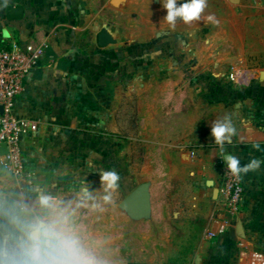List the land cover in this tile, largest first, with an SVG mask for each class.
I'll return each mask as SVG.
<instances>
[{
    "label": "crops",
    "instance_id": "obj_1",
    "mask_svg": "<svg viewBox=\"0 0 264 264\" xmlns=\"http://www.w3.org/2000/svg\"><path fill=\"white\" fill-rule=\"evenodd\" d=\"M10 4L24 8L23 18H6ZM165 15L163 0H11L0 9L9 37L47 45L16 104L36 126L23 140L24 152L44 123L32 110L33 92L52 75L74 70L76 54L93 51L102 28L118 38V48L130 47L136 60L128 80L118 82V124L106 110L51 120L53 140L47 148L40 144L27 180L10 183L0 167V264H48L53 257L72 264H248L257 250L256 224L264 218L261 174L242 173L243 206L228 221L219 165L225 153L211 124L231 120L236 135L224 147L239 159L235 141L264 142V0H208L200 21L178 20L175 29ZM209 15L218 24L208 23ZM140 57L147 61L139 65ZM239 69L256 75L250 96H235L227 79ZM129 99L134 117L127 119L129 110L120 108ZM117 131L125 147L119 155H129L128 161L87 157ZM138 146L140 163L133 161ZM77 155L86 157L75 161ZM106 170L121 177L110 201L99 177ZM135 190L140 209L131 200Z\"/></svg>",
    "mask_w": 264,
    "mask_h": 264
},
{
    "label": "rangeland",
    "instance_id": "obj_2",
    "mask_svg": "<svg viewBox=\"0 0 264 264\" xmlns=\"http://www.w3.org/2000/svg\"><path fill=\"white\" fill-rule=\"evenodd\" d=\"M11 0H0V9ZM117 42L110 44L105 48H99L96 43H93V51L87 52L86 50H79L74 65V70L70 72H62L61 75H52L50 79L42 82V86L39 90L33 92L31 99L36 100L32 104V110H37V115L42 122L39 127V131L31 137L29 141L28 149L24 152V165L26 163L27 168L25 172L34 169L35 163L40 156V144H45L44 147H49L53 140L50 132L53 131V126L49 124V121L55 120L66 122L74 116H97L103 114L106 110L107 113L114 114L118 124V82L127 81L130 77V70L135 66L136 60L131 58L130 47H119L118 38L113 36ZM147 49L143 46L140 53L146 56ZM146 58L140 57L138 59L139 65L146 62ZM254 82L250 85L241 86L230 83L234 86L235 96H242L243 94L250 96L253 94ZM79 84L77 90H74L73 85ZM91 85L92 87L108 86L107 90L94 91L89 90L81 86ZM37 88V87H36ZM256 99V98H255ZM39 101V103H38ZM44 105V106H42ZM41 106V107H40ZM39 107V108H38ZM129 110L127 119L131 116L134 117V100H128L127 106L120 108V113H124L125 109ZM132 114V115H130ZM47 120V121H46ZM51 123V122H50ZM47 134L44 137L43 134ZM43 135V136H42ZM116 136H109L101 149L97 153H91L90 159H97L100 162L118 163L119 161L126 162L127 156L119 155L120 150L124 149V143L118 141V131ZM40 138V139H39ZM119 142V143H118ZM235 145H239L240 159L243 163H248L251 159L256 158L264 160V142H253L246 144L245 142H234ZM259 145V148L254 147ZM90 146H96L95 143ZM43 146L41 148H44ZM136 152L133 156V161L140 163L142 154L140 147H136ZM97 151V148H94ZM46 149L41 152L42 157L45 156ZM26 153V155H25ZM59 158V156H57ZM74 157V156H73ZM86 156H75V161L83 160ZM26 160V162H25ZM58 162V161H57ZM28 169V171H27ZM261 174L260 186L262 193H264V165L258 170ZM6 177L10 183L11 180L22 179L12 174L6 173ZM254 181V180H253ZM260 229L256 231L255 238L258 240L257 250L264 253V218H260L256 224Z\"/></svg>",
    "mask_w": 264,
    "mask_h": 264
},
{
    "label": "built area",
    "instance_id": "obj_3",
    "mask_svg": "<svg viewBox=\"0 0 264 264\" xmlns=\"http://www.w3.org/2000/svg\"><path fill=\"white\" fill-rule=\"evenodd\" d=\"M5 23L0 18V148L7 145L4 154L0 152V167L9 174L27 180L24 171L23 140L36 130L34 123L16 111L18 99L24 94L31 74L45 57L47 45L36 41L20 42L14 38H4ZM230 83L246 86L256 79L248 69L231 70L227 74ZM223 155L219 156L221 169V189L225 198L228 221L236 217L243 206L246 186L243 174L238 178L227 169ZM226 230L223 224L220 231ZM215 236V232H209ZM248 264H264V253L252 251Z\"/></svg>",
    "mask_w": 264,
    "mask_h": 264
},
{
    "label": "clouds",
    "instance_id": "obj_4",
    "mask_svg": "<svg viewBox=\"0 0 264 264\" xmlns=\"http://www.w3.org/2000/svg\"><path fill=\"white\" fill-rule=\"evenodd\" d=\"M208 0H184L179 3L177 0H163V8L166 9V15L164 20L170 26L171 29H175L178 20H182L185 24H191L194 21H200L202 14L207 7ZM206 21L211 24H218V21L213 15L206 17ZM4 38H9L10 33L7 30L3 32ZM236 135V128L232 124L229 118L223 120H217L211 124V136L213 137L216 145H218L220 151L225 153L223 155V161L227 164L228 171L235 177H239L242 173L247 174L249 172H255L261 169L264 165V160L253 158L247 164H241L239 157L231 154H226L225 144H231L233 137ZM259 148V145H254ZM100 181L104 186V190L107 195L104 196L106 201L112 199V193L116 192L120 185L121 179L118 172L115 170H106L99 173ZM42 203L47 204L48 198L42 197ZM37 258L39 253L36 254ZM48 264H72L71 259L62 260L56 257L48 262Z\"/></svg>",
    "mask_w": 264,
    "mask_h": 264
},
{
    "label": "water",
    "instance_id": "obj_5",
    "mask_svg": "<svg viewBox=\"0 0 264 264\" xmlns=\"http://www.w3.org/2000/svg\"><path fill=\"white\" fill-rule=\"evenodd\" d=\"M232 1H236V0H232ZM5 16L8 20L21 19L24 16V8L20 5L10 4L6 7ZM116 42L117 40L106 28H102L96 34V44L99 48H105L110 44H115ZM6 151H7V145L4 143L0 148V152L1 154H4ZM131 200L136 209L142 208L143 200L139 190H135L132 193ZM237 231L238 233H242L243 231L241 222H239L237 225Z\"/></svg>",
    "mask_w": 264,
    "mask_h": 264
}]
</instances>
